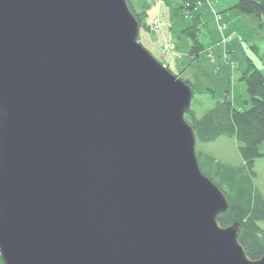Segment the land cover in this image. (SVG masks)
Listing matches in <instances>:
<instances>
[{"label": "water", "instance_id": "obj_1", "mask_svg": "<svg viewBox=\"0 0 264 264\" xmlns=\"http://www.w3.org/2000/svg\"><path fill=\"white\" fill-rule=\"evenodd\" d=\"M139 31L127 0H0L5 264H264L219 225L192 87Z\"/></svg>", "mask_w": 264, "mask_h": 264}, {"label": "rangeland", "instance_id": "obj_2", "mask_svg": "<svg viewBox=\"0 0 264 264\" xmlns=\"http://www.w3.org/2000/svg\"><path fill=\"white\" fill-rule=\"evenodd\" d=\"M176 4V7L170 9L163 7L162 19L161 16L158 19L162 26L161 30L153 31L149 27L152 18L143 17L144 28L140 31L139 42L156 60L165 65L168 64L173 73L185 81L192 80L194 85H192V90L195 94L191 108L198 117H202L215 105V101L212 100L213 96L216 101H223L227 98L237 108L249 110L252 107V101L246 82L242 80V74L248 68L249 59L253 60L264 74V21L233 10L237 21L226 23L227 25L224 24L221 29L226 37L225 41L222 42L219 38L218 43L208 50L207 46L211 45V40L204 28L211 29L216 24L215 15L210 5L200 7L199 12L204 20L203 24L199 25V40L206 50L196 60L190 54L192 41L182 31L192 25L194 17L198 14L194 15L193 12L182 15L178 11L182 3ZM230 12H228L230 15L227 20L231 16L234 17ZM171 42L175 43V48ZM255 45L258 51L253 49ZM215 47L220 48L216 51ZM188 67L190 68L187 69ZM180 68L187 70L183 72L184 70L180 71ZM240 147L241 144L235 138L221 137L212 143L196 141L195 151L196 154L212 156L222 164L240 167L243 166ZM261 154L264 155V143L261 146ZM254 172L256 175L253 179L254 186L264 197V158L256 160ZM259 226L264 229V223H259Z\"/></svg>", "mask_w": 264, "mask_h": 264}, {"label": "trees", "instance_id": "obj_3", "mask_svg": "<svg viewBox=\"0 0 264 264\" xmlns=\"http://www.w3.org/2000/svg\"><path fill=\"white\" fill-rule=\"evenodd\" d=\"M180 11L192 13L200 4L207 0H182ZM231 10H237L243 15L257 17L264 21V0H234ZM140 26L144 28L143 16L137 14L131 7ZM202 15L194 19L192 26L186 28L183 34L192 41L191 56L199 59L204 51V45L199 40V25ZM219 31V29H218ZM223 36L220 33V39ZM253 49L258 51L257 45ZM248 68L242 74L246 82L248 94L252 101L249 110L237 108L230 100H212L215 105L202 117L191 109L186 115V121L193 128L196 140L200 143H212L221 137L235 138L240 144V155L243 166L236 167L218 162L214 157L199 154L198 160L202 173L212 180L224 193L229 207L225 213L218 216L217 221L222 228L235 223L240 224L238 241L245 250L247 257L258 261L264 254V229L259 223H264V197L254 186L256 160L264 158L261 146L264 143V74L251 59ZM169 69V67H167ZM193 85L190 81H186ZM195 94V93H194ZM0 264H5L0 256Z\"/></svg>", "mask_w": 264, "mask_h": 264}, {"label": "crops", "instance_id": "obj_4", "mask_svg": "<svg viewBox=\"0 0 264 264\" xmlns=\"http://www.w3.org/2000/svg\"><path fill=\"white\" fill-rule=\"evenodd\" d=\"M131 7L134 9V11L138 14H143L144 17H148V18H152L156 15H160L161 16V19H162V13H163V7H167V8H173V7H176L178 3V5H180L181 3L183 4V1L182 0H151V2H148V0H128ZM208 3L206 4H202L201 6H199L197 8V10L194 12V15L195 14H200L201 13L199 12L200 10V7H203V6H208V5H212L213 6V9L222 16V19H223V22H226V23H231L234 21H237V17L234 15V13L232 12L233 10H231L234 5H235V2L234 1H227V0H207ZM216 8H218V10H216ZM182 15H184L180 10H178ZM231 11V12H230ZM228 12L231 13V15H234V17L231 16V18H229L227 20V17L228 15ZM203 17H202V24H203ZM239 20V19H238ZM240 21V20H239ZM216 23V21H215ZM212 26V25H211ZM190 27V26H188ZM186 27V28H188ZM184 28L183 31L186 29ZM205 31L210 35V40H211V45L210 46H207V49L209 50L210 48L213 47V45L217 44L218 43V39L220 38V31H218V25L217 23L213 25V27L210 29L209 27H205L204 28ZM182 31V32H183ZM246 32V31H245ZM175 45L174 42H171ZM176 47V45H175ZM220 48V47H219ZM218 47H215L214 49H216V51L219 50ZM206 50V48H204V51ZM203 51V53H204ZM202 56V54H201ZM200 61H201V58H200ZM190 67H188L187 69H189ZM187 69L184 70V68H180V71H183L185 72ZM186 81H190L191 83L192 80L188 79Z\"/></svg>", "mask_w": 264, "mask_h": 264}, {"label": "built area", "instance_id": "obj_5", "mask_svg": "<svg viewBox=\"0 0 264 264\" xmlns=\"http://www.w3.org/2000/svg\"><path fill=\"white\" fill-rule=\"evenodd\" d=\"M154 26L156 29H158V27H159L158 21H155Z\"/></svg>", "mask_w": 264, "mask_h": 264}, {"label": "bare ground", "instance_id": "obj_6", "mask_svg": "<svg viewBox=\"0 0 264 264\" xmlns=\"http://www.w3.org/2000/svg\"><path fill=\"white\" fill-rule=\"evenodd\" d=\"M3 141H0V143H2Z\"/></svg>", "mask_w": 264, "mask_h": 264}]
</instances>
